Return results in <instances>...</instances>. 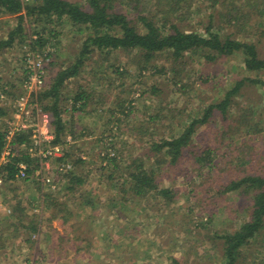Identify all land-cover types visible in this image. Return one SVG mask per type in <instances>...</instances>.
<instances>
[{
  "label": "trees",
  "instance_id": "obj_1",
  "mask_svg": "<svg viewBox=\"0 0 264 264\" xmlns=\"http://www.w3.org/2000/svg\"><path fill=\"white\" fill-rule=\"evenodd\" d=\"M205 1L214 8L224 5L227 17L221 29L225 32L215 29L210 18L203 32L184 28L183 9H190L193 0H0V14L15 15L17 19L7 40H0V48L10 45L16 36L24 40L25 19L32 23L29 36L35 35L28 38L32 50L45 47L63 34L60 28L64 25L70 32L84 33L78 49L64 62L57 65L54 56L51 58L54 53H46L49 61L44 87L33 96L51 115V143L62 147L61 155L51 158L55 168L49 174L39 170L37 158L21 146L30 142V129L12 136L14 154L0 162L2 184L20 182L15 188L23 184L33 189L41 199L40 212L28 214L22 200L12 198L16 200L4 218L9 223L2 228L20 226L18 231L23 229L25 241L31 243L42 222H46L51 237L48 261L77 264L80 257L88 259L94 253L93 264H102L101 256L111 249L109 243L118 247L139 239L140 229H132L131 214L148 210L147 216L158 217L150 232L152 237L169 238L175 246L178 240L183 241L180 258L170 255L171 264H189L193 247L200 243L208 244L210 250L207 248L196 264H264L263 153L257 151L261 159L251 171L246 170V164L252 163L255 156H251L253 145L246 143V138L258 132L260 116L254 118L248 98L240 100L242 88L249 85L261 88L264 96V0ZM220 23L217 19L216 24ZM58 43L56 40L52 46ZM93 54L94 69L90 70L94 72L86 84L79 83ZM117 54H123L124 60H118ZM233 56L241 59L242 76L219 81L224 88L219 98L193 106L188 112L179 111L180 118L174 116L169 104L172 101L163 96L156 83L141 89L148 71L160 73L164 66L183 65L192 57L212 62ZM173 72L178 76L173 84L183 91L187 86L185 77ZM134 74L140 99L151 97V106L142 104L141 116L133 115L141 103L136 105L133 97H123V93L132 91L134 83L127 84V78ZM214 77L211 73L207 79ZM207 79L199 82L204 84ZM71 81L77 84L72 93L67 89ZM4 86L2 82V92L17 96L18 92ZM118 88H123V93ZM93 93L94 110L99 104L109 106V121L105 123L110 133L103 129L97 135L94 130V139L88 141L92 149L85 155L75 140L92 133L88 127L80 128L74 113H87V101ZM9 108L0 105V152L6 143ZM149 109L153 111L146 113ZM65 112L70 113L69 120ZM168 123L170 130L166 132ZM125 131L130 142L119 146V136ZM235 136L241 144L235 143ZM243 144L251 150L242 151ZM233 145L240 155L222 150ZM78 149L79 154H75ZM20 162L27 165L25 178L16 176ZM65 163H70V168L60 169ZM94 172L103 177L108 191L102 208L98 194L103 189H94L96 180L94 188L86 187L88 196L77 192L86 180H93ZM48 176L51 182L45 181ZM104 210L111 211L110 233L107 229L111 225L106 223L100 230L101 218L107 222ZM55 219L61 220L62 230L51 225ZM127 223L130 225L123 228ZM164 233L168 238L162 236ZM122 251L114 253L117 258ZM211 256L215 258L210 262ZM89 261L93 262L91 258Z\"/></svg>",
  "mask_w": 264,
  "mask_h": 264
},
{
  "label": "rangeland",
  "instance_id": "obj_2",
  "mask_svg": "<svg viewBox=\"0 0 264 264\" xmlns=\"http://www.w3.org/2000/svg\"><path fill=\"white\" fill-rule=\"evenodd\" d=\"M75 1V0H73ZM205 0H193L191 3V8L186 10L183 9V15L184 17V22L183 26L184 28H191V29H196L198 32H203L202 28L204 25L207 24L209 18L212 20L213 25L217 26V28L220 32H225V29H221L223 25H225V17H227V14L225 13V10L223 9V6L220 7H211L209 5L205 4ZM151 5H155V1L151 2ZM212 14V15H210ZM210 15V17H209ZM220 19L221 23L220 26L216 24V20ZM181 23V24H182ZM17 24V19L15 15H3L0 14V40L1 41H6L8 38V32L15 28ZM23 26L24 30L23 33H25V36L23 39H21L19 36H16L14 41L5 47L0 48V79L2 78L3 80L10 81L13 83L12 91L15 93L18 92L21 93L20 89V83L21 79L23 76V55L27 52L32 50V47L30 45L29 39L28 38H35V35L29 36V33L31 32V27L32 23L23 20ZM62 33H59V35L56 38H53L50 43L46 44L45 47L43 48H36L33 50V52H38V53H54L51 58L56 60L57 65L61 62H64V60L70 56H72L75 53V50L78 49L80 45L81 39L84 37V33H81L79 31L75 32H70L68 31L69 28L67 25H64V28H60ZM21 39V41H20ZM59 41V43L54 47L52 46L55 41ZM118 60H124L123 54H117L116 55ZM113 58V56H111ZM113 62V59H110L109 62ZM161 64H166L163 63V59L159 60ZM186 63L183 65H166L164 66V70L161 71L160 73L154 74L152 71L145 73L144 77V83L142 82V90L149 85H151L153 82L156 83L157 87L159 88L160 92L163 94V96L166 97L167 100L172 101L169 103L174 110H172V113L176 118L179 117V111H185L188 112L190 111L193 106H198L199 104L205 105L211 98H219L221 94L224 92V88L220 85L219 81H223L225 79L227 80H233V79H238L242 76L243 74V65L241 63V59L239 56H233V57H226V58H219L215 61H204L203 59L196 60V58L192 57L191 59H186ZM90 67L94 69V54L92 57L89 59V62L87 63L86 67L83 69L82 74L80 75L79 83L86 84L87 81H89V76L92 75L94 71L90 70ZM159 68V67H158ZM173 71H177L180 75H183L185 78L183 79L184 82L187 84L186 88L181 91L178 90V88L173 84L175 80H177L178 76L174 75ZM211 73L215 75L212 80H208L207 78L210 77ZM47 77V75H46ZM199 79H207L204 84H201L199 82ZM136 81L135 74L132 76L130 75L129 78H127V84L134 83ZM194 82L193 84H191ZM116 84V83H115ZM94 86L96 85L93 84ZM77 84H73L72 81L70 84L67 86V89H69V92L72 93L75 89H77ZM139 85L135 84L131 86V92H125L123 93V88H118L119 93H123V97H133L134 100L133 102L141 103L139 106H136L133 115H143V105L142 104H149L151 106V97L150 96H145L143 99H140L138 96L137 87ZM87 90H90L88 87ZM113 90V89H112ZM94 92V90H92ZM198 91V93H195ZM242 91L244 92V95L240 96V100L248 98L249 104L252 105L255 113H254V118L258 120L256 115H259L260 117V123H259V130L256 132L252 137H248V141L246 143H249L253 145V149L250 150L246 149V144L242 145V151H250L251 156L253 157L254 155V160L250 164H246V170L251 171L252 168L255 166L257 161L261 159L259 155H257V151L260 153H263L264 155V96L263 91L259 87H255L253 85H249L246 87L242 88ZM113 93L116 91H112ZM64 93V92H63ZM65 93H67L65 91ZM64 93V94H65ZM147 94V93H146ZM92 96V95H91ZM203 100H202V99ZM6 104L9 105L11 108V101H4L1 100L0 104ZM88 105L86 107L87 113L84 115L78 114V112L74 113V117L77 115L78 118L79 116L81 117L80 120L78 119V125L80 127H88V132H91L92 134H85L83 137H80L76 141L77 147L82 149V152L85 153V155L90 152L92 149L90 146V143H88L89 139L92 138L94 139V130H96V133L98 135V131H101L103 129H107V131L110 133L109 128H107V121H109L108 113H109V106L106 104H99L97 105V109L94 110V93L93 96L89 101H87ZM67 107L71 109L70 102L67 101ZM153 111V109H149L146 111V113H149ZM178 111V112H177ZM98 112H101V116H98ZM50 115V113H49ZM65 119L69 120L70 119V113L65 112ZM121 116H123L121 114ZM126 117V116H123ZM76 118V117H75ZM51 115L49 116V120H51ZM106 122V123H105ZM41 123V122H40ZM122 128H124L123 125H120ZM170 123L165 125V130L168 132L170 130ZM50 128V127H49ZM127 131V130H126ZM125 131V134H121L119 136L117 144L120 146H125L130 142V139L127 136V132ZM107 132V133H108ZM90 137V138H88ZM235 143L239 144L240 143V138L237 136L234 137ZM241 144V143H240ZM222 150L227 151L230 153L232 156H238L240 153L238 150L235 149L234 145L230 147H222ZM75 154H79V149L75 152ZM249 159V158H248ZM43 165V172L48 173V171H51L53 168H55V164L53 160H48L44 163ZM51 174V173H50ZM53 174V173H52ZM92 178V177H91ZM52 179V178H51ZM96 180V181H95ZM95 181V183H94ZM94 183V186H93ZM104 179L103 177L99 178L98 177V172H94L93 180L88 179L86 180L85 184L81 185V188L77 191L78 194H83L84 196L88 194L86 193L88 187L89 189L94 188L95 190H99V188H102L103 190L99 192L98 196L100 197L99 201V207H103L106 202V199L108 198V191L106 190V185L104 184ZM16 184H20V182H15V184L12 185H5V184H0V203L3 206V208L0 210V219H4L7 217L6 214L11 205L15 202L16 199L12 198H17L22 200V204L26 206V211L28 214L31 213H39L41 209V199H39L36 195L37 193H33V189L25 188L23 184L20 186L16 187ZM96 184V185H95ZM31 189V190H30ZM105 190V191H104ZM77 192H75V195H77ZM234 199V198H233ZM103 201V203L101 202ZM236 205V203L234 204ZM90 209V208H89ZM140 210L137 211L134 214H131L130 218V224L132 229L134 227H137L140 229V234H139V239L134 238L132 241V244L130 243L129 245L123 244L122 246H112L109 242H111L110 239H107V242L109 243V248L110 250L105 251L104 256H101V260L103 261L102 264H171L170 262V255H174L177 258H180L182 254V245L180 242H183L181 240L175 241L177 242L178 245H174L170 243L169 238L167 237V233H164L162 236L164 238H168V241L158 238L152 237L150 234L153 225L155 224L157 218L154 217L153 215L147 216V213H149L148 210ZM169 211V210H168ZM166 211V212H168ZM104 210L103 213L106 215V220L105 222L103 218H101L102 225L100 227L103 228L104 224L110 226V217L109 215L111 214V211ZM85 213L83 212L82 215ZM58 220H53L52 224L55 222L57 223V227L55 228H60L61 226L59 225ZM0 225L4 224L3 220H0ZM215 223L218 225V220L215 221ZM43 224H45L43 222ZM129 223L124 224L122 227L125 228L124 226L127 227V225H130ZM5 225V224H4ZM91 228H94V224H92ZM112 229V225L107 229L108 233H110V230ZM59 230V229H58ZM62 230V229H61ZM45 235V234H44ZM40 238L42 236L40 235ZM46 238V236H45ZM156 240V241H153ZM121 244V243H119ZM44 245V244H41ZM101 246V244H99ZM46 247V246H45ZM199 247H202L201 249H198ZM94 248V246L92 247ZM91 248V249H92ZM121 248L124 250L120 253L119 257L117 258L114 253H117V251H120ZM209 249L208 244H198L195 245L192 249V254L190 255L189 259V264H196L198 262L199 256L203 254V252L206 249ZM114 251H113V250ZM119 249V250H115ZM196 249V250H195ZM210 250V249H209ZM16 251V249H15ZM19 251L21 254H19ZM48 251V250H47ZM131 251V252H129ZM11 252L14 253V248L11 249ZM17 253L15 256L18 258V261H9L8 263L12 264H54L48 261V253L45 251L43 255H41V251L39 250L36 255H38V260L36 262H32L31 258L30 261H26L25 258H29L28 255H26V248L25 246H22L21 249H18L16 251ZM136 252V253H135ZM199 252V253H198ZM206 252V251H205ZM211 252V251H209ZM6 254L10 255L9 251L5 252ZM93 253V252H92ZM111 255L108 257V255ZM133 257V259H129ZM42 257V259H40ZM116 257V258H115ZM92 259L93 262L89 261V259ZM215 256L210 257V262L213 260ZM206 258L204 257V260ZM89 261V262H87ZM185 261V260H184ZM77 264H88L94 263V253L91 255V257H88L86 259L85 256L80 257L77 260ZM5 263V262H3ZM74 264V263H73Z\"/></svg>",
  "mask_w": 264,
  "mask_h": 264
},
{
  "label": "built area",
  "instance_id": "obj_3",
  "mask_svg": "<svg viewBox=\"0 0 264 264\" xmlns=\"http://www.w3.org/2000/svg\"><path fill=\"white\" fill-rule=\"evenodd\" d=\"M48 61L49 57L46 53H35L31 49L23 55V76L20 83L22 91L17 94V96L13 97L11 101L12 114L11 117L6 120V143L0 153V160L3 162L7 161L14 154L13 147L10 143L12 136L15 133L22 132L24 129H30L32 134L30 136V142L28 144L23 143L21 146L26 148L30 155L35 156L40 164L53 157L60 156L62 153V147L60 145L50 143L51 136H40V124L43 125V127H45L46 124H49L50 115L42 110L41 106L33 97L44 87L46 79V64ZM1 89L2 82L0 80V101L8 100V95L2 92ZM60 166V169H69L71 164L65 163ZM18 167V173L16 176L18 178H25L27 174V165L21 162ZM44 179L47 182L52 181L49 176ZM1 183L0 180V184Z\"/></svg>",
  "mask_w": 264,
  "mask_h": 264
},
{
  "label": "crops",
  "instance_id": "obj_4",
  "mask_svg": "<svg viewBox=\"0 0 264 264\" xmlns=\"http://www.w3.org/2000/svg\"><path fill=\"white\" fill-rule=\"evenodd\" d=\"M0 80H1V82L5 83V86L9 90H12V87L14 86L12 82L3 80L2 78ZM6 87H4V88H6ZM10 94H12V92ZM12 98H13L12 96L8 95V101H12ZM0 105H2V103ZM4 105L6 106V104H4ZM9 109H10L9 115L5 118V120H7L11 117L12 110H11V108H9ZM75 117L74 118L76 120L79 119L77 115ZM49 127H50L49 124H46L45 127H43V125L40 124V131H41L40 136L46 135L47 137H50V136L52 137L51 129ZM67 138L70 140V142H72L71 137L67 136ZM88 138H90V137H88ZM50 139H52V138H50ZM76 141L77 140H75V142ZM50 143H51V140H50ZM13 151H14V149H13ZM37 161H38V159H37ZM0 162H3V161L0 160ZM38 163H39V161H38ZM42 165L43 164L39 163V170H42V168H43ZM54 166H56V164ZM2 208H3V206L0 203V210ZM7 213H8V211H7ZM0 220H3L4 224H5V222L9 223L8 222L9 220L8 221L6 219H0ZM10 222H12V220H10ZM44 223L45 224H43V222H42L40 230L33 235L32 239H34V241L32 240L31 243H27L25 241L26 237H24L25 233H24L23 229L18 231V229H21L20 226L16 227V225L13 223L15 226V229H12V227H10V226H7L8 228L5 229V228H2V226L3 227L5 226L4 224L0 225V264H9L8 263L9 261H11V262L12 261H18V258H16V256H18V254L16 256H15V254L17 253L16 251H18V249H21L22 246H25L26 255H28L29 260H30V258H31V260L32 259L38 260V258H36V257H38V255H36V254L38 253L39 250L41 251V255H43L45 253V251L48 252L47 250H49V245L51 244V237H50V232L48 230V225L46 222H44ZM51 225L53 227H57V223H55V222ZM59 225L61 226V229H62L63 226L61 225V221H59ZM57 229L61 230L60 228H57ZM40 235L42 236V238H40ZM45 236H46V238H45ZM41 244H44V245H41ZM12 248H14V253L11 252ZM15 249H16V251H15ZM8 251H9L10 255L5 253ZM19 254H21L20 251H19ZM25 259H27V258H25ZM40 259H42V257ZM3 262H5V263H3ZM10 264H12V263H10Z\"/></svg>",
  "mask_w": 264,
  "mask_h": 264
}]
</instances>
